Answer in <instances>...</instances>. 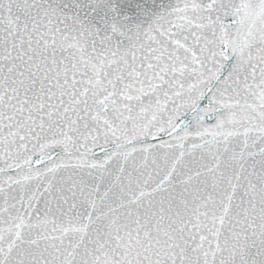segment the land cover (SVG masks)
Masks as SVG:
<instances>
[{
	"label": "snow or ice",
	"instance_id": "snow-or-ice-1",
	"mask_svg": "<svg viewBox=\"0 0 264 264\" xmlns=\"http://www.w3.org/2000/svg\"><path fill=\"white\" fill-rule=\"evenodd\" d=\"M0 264H264V0H0Z\"/></svg>",
	"mask_w": 264,
	"mask_h": 264
}]
</instances>
